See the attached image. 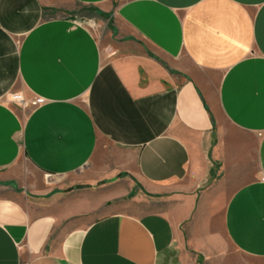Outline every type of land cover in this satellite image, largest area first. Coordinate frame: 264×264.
<instances>
[{"label":"crops","instance_id":"crops-1","mask_svg":"<svg viewBox=\"0 0 264 264\" xmlns=\"http://www.w3.org/2000/svg\"><path fill=\"white\" fill-rule=\"evenodd\" d=\"M222 179L264 264V0H0V264H206Z\"/></svg>","mask_w":264,"mask_h":264},{"label":"rangeland","instance_id":"rangeland-1","mask_svg":"<svg viewBox=\"0 0 264 264\" xmlns=\"http://www.w3.org/2000/svg\"><path fill=\"white\" fill-rule=\"evenodd\" d=\"M92 28L97 31L94 25H91ZM18 97H23L24 103L18 101ZM8 99L13 102V105L17 107L22 114L26 113L30 107L34 106L35 97L26 93L22 90L10 91V93L6 96ZM24 168L29 166L27 162H21ZM252 167L254 165L251 164ZM238 184L231 180H219L212 186V189L209 190L210 195V230L211 234L215 237L214 249H210V254L206 259V264H242L243 260L252 262L248 257H243L242 254L236 252L234 247L229 243L226 236L222 232L220 216L223 210V205L226 203V200L229 196V193L233 188H235Z\"/></svg>","mask_w":264,"mask_h":264},{"label":"built area","instance_id":"built-area-1","mask_svg":"<svg viewBox=\"0 0 264 264\" xmlns=\"http://www.w3.org/2000/svg\"><path fill=\"white\" fill-rule=\"evenodd\" d=\"M40 101H41V98L36 97L35 102H34V105H35L37 102H40Z\"/></svg>","mask_w":264,"mask_h":264},{"label":"bare ground","instance_id":"bare-ground-1","mask_svg":"<svg viewBox=\"0 0 264 264\" xmlns=\"http://www.w3.org/2000/svg\"><path fill=\"white\" fill-rule=\"evenodd\" d=\"M18 101H23L21 97L17 96Z\"/></svg>","mask_w":264,"mask_h":264}]
</instances>
